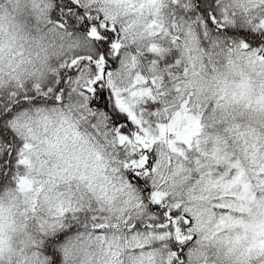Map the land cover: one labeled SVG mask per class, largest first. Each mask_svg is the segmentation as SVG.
Masks as SVG:
<instances>
[{"label": "clouds", "instance_id": "obj_1", "mask_svg": "<svg viewBox=\"0 0 264 264\" xmlns=\"http://www.w3.org/2000/svg\"><path fill=\"white\" fill-rule=\"evenodd\" d=\"M81 4L93 16L107 17L101 22L115 29L113 40L120 48L115 55L109 52L111 75L106 73L104 81L112 82L139 123L128 128L132 121L113 119L112 89H105L107 111L99 98L100 106L93 105V96L85 91L88 79L94 78L90 65L79 82L60 67L81 56L98 55L87 34L71 26L57 28L51 13L38 18L30 0H21L22 11L13 14L23 55L10 60L6 53L0 64V108L6 106L0 115L16 106L12 114L16 140L0 147V156L9 151V159L0 165V227L5 236L0 264H26V258L27 264H35L32 253L38 249L31 240L38 243L45 230L51 236L49 226L57 222L63 223L57 230L63 237L57 246L60 264H166L167 250L143 227H133L148 223V189L167 193L163 203L169 208L179 204L173 210L181 217L185 208H198L207 220L221 214L212 205L231 201L238 190L224 187L237 171L231 165L238 164L253 185L255 174L264 168V111L242 102L217 105L219 90L235 91L241 72L253 93L264 85V75H257L264 73V64L255 61L253 67L251 48H240V37L224 32L256 28L264 21V0H205L203 7L216 21L213 27L198 11L199 0H81ZM0 6L10 13L15 7L9 0H0ZM60 72L66 83L56 93L53 77ZM49 81L53 92L46 97L32 94L30 85ZM18 82L25 87H18ZM188 117H197L198 126L193 127ZM120 128L127 131L118 133ZM126 134L129 140L122 142L120 136ZM12 148L20 155L13 158ZM141 156L148 157L154 172L145 176L144 170L132 167V159L139 164ZM17 159L28 163L17 165ZM21 177L32 182L31 191L17 190ZM61 209L66 210L62 216ZM97 223L108 227L96 231ZM206 245L209 264H229L223 253L219 259L215 255L218 245ZM20 249H25L22 256L17 255Z\"/></svg>", "mask_w": 264, "mask_h": 264}, {"label": "snow or ice", "instance_id": "obj_2", "mask_svg": "<svg viewBox=\"0 0 264 264\" xmlns=\"http://www.w3.org/2000/svg\"><path fill=\"white\" fill-rule=\"evenodd\" d=\"M205 0H199L200 7L198 11L202 12L204 19L209 27H213L216 23L215 18H209L208 10L203 7ZM9 3L15 5L13 12H7L0 6V64L3 62V57L7 53L10 60L17 55L22 56V51L19 50L17 40L18 35L16 32L17 25L14 23L15 15L13 13L22 11L20 4L21 0H9ZM32 10L37 14L38 18H43L46 14L51 13L55 19L56 27L65 29L68 26L75 31H82L87 34L88 38L93 42L96 47L98 55L94 58L92 56H81L73 59L70 63L62 64V69H67L68 76L74 77L75 81L79 82L81 76L88 71V66H91V71L94 73V78L88 79L89 87L85 89L87 93L93 96L92 103L99 107L96 98L103 102L105 111H107L108 103L106 99L105 89H112V82L109 80L105 84V74L111 75L107 71V63H109V52L116 54L120 48V44L113 40L114 28H109L106 23L101 22L107 17L93 16L91 12L86 11L85 7L81 4V0H30ZM59 13V14H57ZM195 15V12L192 13ZM8 24V31H5V24ZM51 23V20L48 21ZM264 29V21H262L256 28L248 32L233 33L231 29H224L228 36L236 35L240 37L238 46L242 49H249V57H254L252 62L253 67L255 61L264 64V31L260 32L257 36L256 31ZM72 32L69 31L68 35ZM207 37V32L204 33ZM179 64V60L176 61ZM80 65L77 67V65ZM11 67V63H10ZM187 70H185L186 72ZM11 79L18 80L17 77ZM257 75H264V73H257ZM64 73L60 72L58 76L53 77L56 84L55 92L61 93L64 89L66 80L63 78ZM241 79L234 82L236 89L231 94L227 93L226 87L219 90L217 97V105L221 108L225 103H243L247 108L264 111V85L258 93H253L251 82L243 72L240 73ZM48 85H41L39 83L30 85L33 89L32 94L46 97L49 93L53 92V88ZM3 84V73L0 70V86ZM226 84V82H225ZM18 87L23 88L25 85L18 82ZM11 97L16 96V92L9 93ZM110 95L115 98V115L113 119L120 118L121 122L130 120L132 123L128 124V128H132V124H138L139 121L135 119L132 112L117 96L116 90L112 89ZM56 100L60 99L56 95ZM11 103V100H9ZM36 103V101H33ZM5 108H0V112L5 111ZM16 111L14 105L11 109H7L6 115H0V147L3 145L11 146L16 140L15 127L16 120L13 117V112ZM122 113L126 115L121 116ZM192 121L193 127H197V117H188ZM119 132H126L124 128L117 129ZM131 135L135 136L137 141H140V136L136 132ZM243 135V133H241ZM120 140L123 142L129 140V136L121 135ZM130 142V141H129ZM143 143V141H140ZM187 142V141H186ZM29 145L25 144L24 148ZM145 149L148 148L144 144ZM22 152V150H21ZM20 155L15 148L11 149V156L13 158ZM9 159V151H3L0 156V165H4V161ZM17 165L27 164V160L17 159ZM133 168H140L144 170V175H148L149 171H155V168L148 162L147 156L139 157V164L137 159L133 158L131 161ZM125 167H128L126 164ZM231 167L236 168V174L224 185L227 188H237L238 190L232 193L233 199L227 203H216L212 205L214 209H220L221 214L216 217L215 214L205 220V213L201 209L185 208V215L180 216L178 211L173 209L180 208L179 204L173 205L169 208L163 203L167 193H159L148 189L150 196L145 199L148 208V223L133 225L134 228L143 227L147 230V235L162 246L163 250H167L166 264H209L208 256L206 254V242H211L218 245L215 255L219 259L221 253L223 257L229 261V264H264V168L255 174L256 184L253 185L252 179L239 168L238 164H233ZM0 175H3L0 170ZM135 175L139 177L140 172ZM3 181H0L2 184ZM259 189V195L257 194ZM17 190L26 193L32 190V182L25 178H19L17 182ZM33 212L35 208L31 209ZM3 209L0 207V212ZM66 210L61 209L60 215L62 216ZM158 213V215H157ZM238 213V215H235ZM94 220L98 219L93 217ZM43 228V225L40 226ZM108 227L105 223H97L94 225L96 231H100ZM115 227V226H113ZM63 228V223H52L49 226L51 236H48V230L41 232V239L37 243L36 240H31L33 248L37 251L32 253L35 258V264H60L61 251L57 246L62 241L63 237L57 235V230ZM155 230V231H153ZM193 233L197 235L194 236ZM44 237H47L46 239ZM103 239V237H101ZM195 240V245L193 241ZM5 236L2 227H0V257L3 256L5 251ZM10 257L12 249H8ZM43 253V256H41ZM25 254V249H20L17 253L18 256ZM116 255V253H113ZM149 256L153 253L149 252ZM27 264V258H26Z\"/></svg>", "mask_w": 264, "mask_h": 264}]
</instances>
